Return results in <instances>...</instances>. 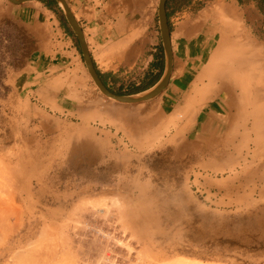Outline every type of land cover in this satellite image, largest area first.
<instances>
[{"label": "rangeland", "instance_id": "obj_1", "mask_svg": "<svg viewBox=\"0 0 264 264\" xmlns=\"http://www.w3.org/2000/svg\"><path fill=\"white\" fill-rule=\"evenodd\" d=\"M51 1L0 0V264H264V0L177 103L102 93ZM66 2L111 91L164 76L160 0Z\"/></svg>", "mask_w": 264, "mask_h": 264}, {"label": "crops", "instance_id": "obj_2", "mask_svg": "<svg viewBox=\"0 0 264 264\" xmlns=\"http://www.w3.org/2000/svg\"><path fill=\"white\" fill-rule=\"evenodd\" d=\"M177 2L180 4L179 7L174 6ZM236 2L238 3V0L166 1L169 45L172 51V72L175 74L174 83L169 80V86L175 103L184 97L193 74L192 69H196L206 59L207 53L214 49V45H218L216 42L227 27L226 18L220 11L226 12L227 10L228 14H232L231 10L235 9ZM256 4L257 2L253 0L250 2V6L256 7ZM162 44L163 46L159 45L154 50L155 59L151 65V71L154 74L159 72L164 61H167L163 38ZM159 75L148 86L133 92L131 95L151 89L162 79L163 75L160 77Z\"/></svg>", "mask_w": 264, "mask_h": 264}, {"label": "water", "instance_id": "obj_3", "mask_svg": "<svg viewBox=\"0 0 264 264\" xmlns=\"http://www.w3.org/2000/svg\"><path fill=\"white\" fill-rule=\"evenodd\" d=\"M9 1L15 5H23L28 2L39 1V0H9ZM56 1H58L63 6L68 22L70 23L71 27L76 32V34L78 35L80 44H81V47L84 53L85 61L88 66V70L92 78L94 79L96 85L102 91V93H104L109 98H112L121 103H139V102L149 100L162 92V90L167 85L171 72H172V51L169 45V25H168L167 14H166V1L167 0H160V5H159L161 33H162V38H163L165 49H166V54H167V70L164 76L162 77V79L155 86H153L151 89L147 90L143 94H137V95L117 94L111 91L104 84L103 80L101 79L92 61L91 55L89 54L87 50V46L84 40L82 30L79 26L78 21L76 20L75 15L72 13L71 9L69 8L66 0H56Z\"/></svg>", "mask_w": 264, "mask_h": 264}, {"label": "trees", "instance_id": "obj_4", "mask_svg": "<svg viewBox=\"0 0 264 264\" xmlns=\"http://www.w3.org/2000/svg\"><path fill=\"white\" fill-rule=\"evenodd\" d=\"M44 1H47V0H44ZM52 2H54V3H57V1H56V0H52V1H51V3H48V4H49V5H51V4H52ZM97 71H98V73H99L100 77H102V75H101L100 71H99V70H97ZM131 93H133V92H130V91H128V92H126V93H124V94H131ZM117 94H120V93H117Z\"/></svg>", "mask_w": 264, "mask_h": 264}, {"label": "bare ground", "instance_id": "obj_5", "mask_svg": "<svg viewBox=\"0 0 264 264\" xmlns=\"http://www.w3.org/2000/svg\"><path fill=\"white\" fill-rule=\"evenodd\" d=\"M229 14H230V13H229ZM240 67H241V66H240ZM237 72H238V71H237ZM239 73H240V72H239ZM245 74H246V73H245ZM253 95H254V94H253ZM255 96H256V95H255ZM246 97H247V96H246ZM246 97H245V98H246ZM244 103H246V102H244ZM225 105H226V104H225ZM222 108H223V107H222ZM257 109H258V108H257ZM222 110H223V109H222ZM244 110H245V109H244ZM258 110H259V109H258ZM261 110H262V109H261ZM263 111H264V110H263ZM259 112H260V111H259ZM259 112H258V113H259ZM254 113H255V112H254ZM261 113H263V112H260V114H261ZM231 114H232V113H231ZM253 116H254V115H253ZM223 117H224V116H223ZM256 119H257V118H256ZM256 119H255V120H256ZM247 122H248V121H247ZM254 122H256V121H254ZM245 123H246V122H245ZM246 125H247V124H246ZM226 126H227V125H226ZM255 126H256V125H255ZM253 127H254V126H253ZM254 128H255V127H254ZM259 128H260V127H259ZM262 128H263V126H262ZM263 131H264V130H263ZM258 134H259V133H258ZM261 136H262V135H261ZM259 137H260V136H259ZM257 138H258V137H257ZM261 138L263 139V137H261ZM262 139H261V140H262ZM254 142H255V141H254ZM259 143H260V142H259ZM259 145H260V144H259Z\"/></svg>", "mask_w": 264, "mask_h": 264}]
</instances>
